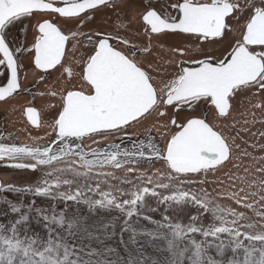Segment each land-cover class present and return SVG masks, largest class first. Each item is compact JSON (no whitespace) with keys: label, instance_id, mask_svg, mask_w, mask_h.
I'll list each match as a JSON object with an SVG mask.
<instances>
[{"label":"snow or ice","instance_id":"obj_1","mask_svg":"<svg viewBox=\"0 0 264 264\" xmlns=\"http://www.w3.org/2000/svg\"><path fill=\"white\" fill-rule=\"evenodd\" d=\"M107 3V0H76V2L66 3L63 7H54L52 3L45 0H0V54L3 59L0 65H5L9 71L7 85L0 87V99H4L6 94L14 93L19 85L17 79V64L13 58V52L10 50L5 38L6 28L14 22L21 21L23 18L38 13H55L60 17L73 18L90 9L98 8ZM178 12L177 17L162 18L156 11H147L143 16L145 24L154 34L162 32L194 34L197 38H218L226 28L225 18L231 15L234 4L228 0H211L210 3H194L193 0H184L178 6L174 5ZM255 9L246 24V31L242 36L240 43L231 51L230 55L216 62L204 60L196 67H183L176 79L168 85L165 93V100L160 101L157 91L151 83L150 76L142 68L122 51L110 43L112 37L101 36L94 45V54L90 55L84 68V79L91 86L92 94H83L79 91H70L64 98L63 109L58 119L55 120V129L57 131L58 147L49 146L41 149L40 147H18L0 145V161H19L30 160L33 163H10L7 166L15 169L37 170L39 166H51L54 161H61L69 156H79L81 167L91 171L94 166L102 167L104 164H110L112 167H121L124 164L139 163L137 155L144 156L139 152L134 144L131 149H125L122 152H92L90 155L99 157L103 155L104 159H87L89 155L83 151L81 144L85 137L93 134L120 133L130 126L132 122L137 121L150 111L159 109L161 103L167 106H193L210 103L221 116L226 115L230 108V98L242 88L259 86L264 89V0L257 4L255 0L251 4ZM38 35L34 41V46L29 51L35 53V66L37 69L47 71L57 65L63 56L64 48L68 37L61 30L49 21L39 23L37 28ZM118 42L125 43L122 38H117ZM91 42V41H89ZM215 42V40L213 41ZM249 46H259L260 51L254 53L249 50ZM27 118L33 124L38 126L35 113L32 109L27 111ZM173 123L175 121L173 120ZM181 130L176 132L166 146V154L159 149H154L155 156L149 159L163 160L171 172L179 175L188 176L189 174H198L207 172L209 169H215L229 159V147L221 135L217 134L204 119H190L186 124L180 126ZM139 147H143L140 145ZM118 155L124 157L118 159ZM132 171L131 168L128 169ZM55 176L54 180L44 178L34 188L19 189L23 192H30L36 196L59 198L64 201L83 202L90 208L100 207L107 209H116L124 214L127 219L124 221L122 231H130L131 241H136L138 233L130 227L132 217L139 216L138 208L142 207L146 196L157 198L158 203L168 204L169 208L174 202L176 205L190 203L192 205L208 208L212 210L214 220L218 222L207 229L195 226L197 216L190 217L192 224L184 227L177 223L167 226L172 230L174 240H182L186 234L199 233L204 238L213 237L220 241L216 246L218 252L225 246L223 236L229 238L233 245V251L244 248L243 239L248 241H258L264 245V233L248 234L241 229L253 228L251 223H241L247 217L242 212L228 211L223 212L212 206V202L202 198L197 193L180 191L178 195H160L155 188L136 187L131 192L130 199L120 200V197L126 195L123 189L119 187L114 190L102 192L100 199L92 200L86 198L85 190L78 188L75 192L71 190L73 180L63 178L64 174H70L74 177L83 176L90 178L88 173H82L75 168H54L44 173V177ZM102 175H110L101 173ZM177 176H169L170 181L175 180ZM141 179L144 174L141 173ZM131 183V181H125ZM148 183L152 179L148 178ZM191 179L182 180L180 183H192ZM68 186L69 191L60 192L61 186ZM157 187L169 189V184H157ZM173 187H175L173 185ZM0 190L17 191L15 187L4 188ZM88 192L101 194V189L87 187ZM205 193V197H206ZM239 202V201H238ZM245 207L251 208V204ZM13 212H18L19 208L12 206ZM257 215H261L257 213ZM144 219H150L147 216ZM264 218V217H262ZM22 219L27 222L28 216ZM44 221L49 217L45 215ZM168 221L167 216L163 217ZM52 222L58 225L64 223V217L61 214L60 219L52 217ZM14 223H19L16 221ZM69 224V227H72ZM165 225H161L163 227ZM114 227L112 224L105 225V229ZM3 225H0V231ZM15 227L12 228L13 238L0 237V243L5 246V250L0 252V261H6V264H14L17 255H21L19 264H76L69 260V252L65 248L63 259L59 258L57 249L51 246V240L48 241L49 247L43 248V251L36 250V239L27 241L16 238ZM140 235L153 236L151 232H141ZM123 243V241H122ZM191 244L195 248V260L192 264H222V261L216 260L211 256L205 257L206 246L202 242L191 239ZM210 246V245H209ZM244 264H264V248L260 249L259 260H252V255L248 249ZM183 264V261H182ZM228 264H237L235 260H229Z\"/></svg>","mask_w":264,"mask_h":264},{"label":"rangeland","instance_id":"obj_2","mask_svg":"<svg viewBox=\"0 0 264 264\" xmlns=\"http://www.w3.org/2000/svg\"><path fill=\"white\" fill-rule=\"evenodd\" d=\"M124 13L128 18L130 17L128 10H125ZM25 21L24 24L28 26V20ZM235 95L237 100L240 97H247L246 109L241 106V110L246 111V124L243 123L242 116L236 120L232 116L231 126L235 127V124L240 123L242 127L226 128L225 122L217 121L211 114L208 116L209 124L215 129V132L223 137L231 151L228 162L215 170L177 176L168 169L163 160L152 159L149 162V159L155 156L154 149H159L164 153V142L176 132V124L182 120V117L177 115V111L174 109L167 110L163 119L157 114H152L140 124L130 125L122 132L111 136L112 139L109 141L122 139L129 135V138H124L118 142L119 144H116L120 152L131 149L130 144L140 146L138 144L140 136L143 140H147L149 137L153 138L149 141L150 155L145 158L137 155L136 159L139 163L133 165L124 164L120 168L106 167V165L94 166L89 171V169L81 167L80 160L66 157L59 163L53 162L51 166H39L37 170L33 171L7 166L10 163H33L30 160L0 161V181L2 183L0 189L10 187L17 189V191L0 190V225H3L0 237L13 238L12 228L15 227L17 229L16 238L24 241L36 239V250L43 251V248L49 247L48 241L51 240V246L54 249H57V245H59L57 251L59 258L63 259L64 250L67 248L69 260L75 261L76 264H182V261L183 264H192L196 257L191 239L205 244L207 250L204 258L211 256L222 261V264H228L229 260L238 262L237 251H233V245L227 236L222 237L225 240V246L219 252L216 247L220 243L219 240L213 237L204 238L199 233L186 234L184 239L172 241L174 238L172 230L167 226L168 223L172 225L179 223L188 227L192 224L190 217L195 215L197 216L195 222L197 227L207 229L213 224L218 225V222L214 220L212 210L208 208H201L190 203L176 205L174 202H169L171 204L169 208L168 204L158 203L157 198L146 196L143 206L138 208L139 216L132 217L129 222L130 227L138 233L136 241L132 242V233L122 231L127 217L114 208L107 209L98 206L90 208L82 201H64L58 197H41L19 190L34 188L42 183L44 178L54 180L55 176L61 174L55 173L54 176L44 177V173L54 168L72 167L82 173H88L90 178L85 179L83 176L77 178L70 174H64L63 178L74 181L71 186L73 192L78 188H83L86 198L100 199L102 192L114 190L117 187L128 193L120 197L121 201L130 199V194L136 187H148L150 190L155 188L161 196L178 195L180 191L195 192L202 198L210 200L212 206L220 211L244 213L247 219L241 223H251L255 226L241 229L243 232L248 234L264 233V218H262L264 217V89L259 86L242 88ZM197 107V105L184 106L182 110L194 111L197 110ZM184 113L186 116L188 115L186 112ZM228 121L227 119L226 123ZM149 132H153V134H148ZM20 135L24 136V134ZM43 135L39 133L32 137H26V141L36 145L41 141ZM13 143L10 146H15ZM58 146L55 145V147ZM141 152L147 153L144 150ZM122 159H124L123 156ZM129 168L132 169L131 172L128 171ZM141 173L144 174L143 180ZM169 176H177V178L170 181ZM148 178H151L153 182L148 183ZM188 179L193 182L180 183L182 180ZM125 181H131V183ZM158 183H167L170 187L167 190L162 189L157 187ZM88 186L101 189V194L88 192ZM59 191L67 192L69 188L62 185ZM246 204H251L252 207H245ZM12 206L18 207L19 211L13 212ZM257 213L261 215H257ZM61 214L64 217V223L62 225L53 223L52 217L55 216L58 220ZM25 215L28 216L27 222L22 219ZM45 215L49 217L47 222L43 219ZM145 216L150 219H144ZM165 216L169 218L168 221L163 219ZM16 221L19 223H14ZM69 224L73 226L69 227ZM107 224H112L114 227L105 229ZM161 225L165 226L161 227ZM141 232H151L154 235H140ZM242 241L243 243L258 242L243 238ZM0 245L3 244L0 243Z\"/></svg>","mask_w":264,"mask_h":264},{"label":"flooded vegetation","instance_id":"obj_3","mask_svg":"<svg viewBox=\"0 0 264 264\" xmlns=\"http://www.w3.org/2000/svg\"><path fill=\"white\" fill-rule=\"evenodd\" d=\"M45 2L52 3L54 7H63L66 3L76 0H45ZM183 2L184 0H109L106 4L87 10L78 17L64 18L55 13L34 12L7 27L4 35L16 60L19 87L11 95L6 94L4 99H0V145L10 146L12 142L18 147L43 148L56 145L58 137L55 120L63 109L67 93L79 91L85 95L92 94L91 86L84 79V68L90 55L94 54V45L99 37H112L110 43L116 50L134 59L150 76L151 83L162 102L166 98L168 85L178 77L183 67H196L204 60L216 62L230 55L241 42L246 24L255 11L251 7L253 0H228L236 7L231 15L225 18L226 28L218 38L204 39L197 38L194 34L167 31L154 34L150 31L143 20L147 11H156L162 18L177 17L178 12L173 6ZM193 2L210 3L211 0H193ZM255 2L259 4L260 0ZM125 10L130 13L129 18L124 13ZM25 20H28V26L24 24ZM44 21L53 23L68 37L61 61L47 71L36 68L35 53L29 51L33 48L38 35L39 23ZM117 38H122L126 44L118 42ZM249 50L258 53L260 48L249 46ZM2 59L3 56L0 54V60ZM8 78L9 71L6 64L0 65V87L7 85ZM247 103V97H240L237 100L234 95L230 98V108L225 116L219 115L210 103L197 105V110L194 111H183L178 106L161 103L158 110L146 113L139 121H144L152 114H157L163 119L167 110L174 109L177 115L182 117V120L176 124V132L181 130V125L193 118L204 119L209 124V114L217 121L225 122L226 128H239L242 127L240 123L235 124V127L231 126V117L236 120L242 116L243 123L246 124V111L241 110V106L246 109ZM29 109L34 111L38 126L33 125L27 118ZM184 112L188 115L186 116ZM227 119L229 121L226 123ZM209 126L215 130L211 124ZM39 133L44 135L38 144L33 145L35 143L26 141V137ZM20 134H24L25 137ZM114 134L118 133L93 134L79 142L83 151L89 154L86 158L91 156L92 152L102 154L109 148L119 150L116 144L124 138H129L127 135L122 139L109 141ZM151 139L153 138L143 140L142 136L138 139L139 144L143 145V147L137 146L139 152L143 150L147 152L144 158L151 153L149 146ZM129 146L133 147L131 144ZM230 155L231 151L229 157ZM69 158L80 160L78 155Z\"/></svg>","mask_w":264,"mask_h":264},{"label":"trees","instance_id":"obj_4","mask_svg":"<svg viewBox=\"0 0 264 264\" xmlns=\"http://www.w3.org/2000/svg\"><path fill=\"white\" fill-rule=\"evenodd\" d=\"M244 248L241 249H237L236 251V257L238 259L237 264H244V259L246 257V253H245V249H248V251L252 254L249 259L252 260H259L260 256H258L260 254V249L264 248V245H262L260 242H245L243 243ZM5 250V246L4 245H0V252ZM22 258L21 255H17V259L14 262V264H19V260ZM0 264H6V261H0Z\"/></svg>","mask_w":264,"mask_h":264},{"label":"water","instance_id":"obj_5","mask_svg":"<svg viewBox=\"0 0 264 264\" xmlns=\"http://www.w3.org/2000/svg\"><path fill=\"white\" fill-rule=\"evenodd\" d=\"M107 1H109V0H107ZM217 111H218V110H217ZM218 113H219V112H218ZM219 115H220V114H219ZM224 116H225V115H224ZM140 118H141V117H140ZM140 118H139V119H140ZM139 119H138L137 121H139ZM134 122H136V121H134ZM205 122H206V121H205ZM132 123H133V122H132ZM206 123H207V122H206ZM138 124H140V121H139V122H136L135 125H138ZM207 124H208V123H207ZM209 127H210V126H209ZM210 128H211V127H210ZM212 130H213V129H212ZM213 131H214V130H213ZM216 133H217V132H216ZM148 134H153V132H149ZM174 134H175V133H174ZM174 134H173V135H174ZM217 134H218V133H217ZM137 135L140 136V134H138V133H137ZM144 135H147V134H144ZM144 135H143V136H144ZM173 135L170 136V139H168V140H166V141L164 142V143H165V145H164V154H166V146H167V144L170 142L171 137H172ZM150 136H152V135H150ZM140 137H141V136H140ZM138 144H139V143H138ZM49 146H54V144L49 145ZM49 146H48V147H49ZM104 151H105V152H109V153H116L117 151H120V150H113L112 148H109V149H106V150H104ZM104 151H103V152H104ZM90 154H91V153H90ZM96 158H99V159H101V160L104 159L103 155H101V156H99V157H93V156H88V157H87V159H96ZM117 158L123 160V159H122V155H118ZM123 158H124V157H123ZM143 158H144V157H143ZM225 162H226V161H225ZM225 162H224V163H225ZM224 163H223V164H224ZM165 164H166V163H165ZM223 164H222V165H223ZM104 165H106V167H112L110 164H107V163L104 164ZM132 165H133V164H132ZM166 166H167V165H166ZM219 166H221V165H218L216 168H218ZM121 167H122V166H121ZM167 167H168V166H167ZM112 168H120V167H112ZM216 168H215V169H216ZM168 169H169V168H168ZM169 170H170V169H169ZM209 170H213V169H209ZM209 170H208V171H209ZM170 171H171V170H170ZM172 173H173V172H172ZM174 174H175V173H174ZM1 186H2V183H1V181H0V188H1Z\"/></svg>","mask_w":264,"mask_h":264}]
</instances>
